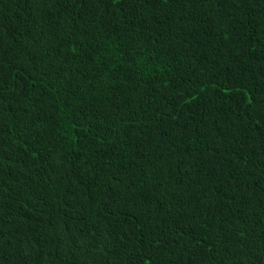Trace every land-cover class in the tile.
<instances>
[{
    "label": "trees",
    "instance_id": "1",
    "mask_svg": "<svg viewBox=\"0 0 264 264\" xmlns=\"http://www.w3.org/2000/svg\"><path fill=\"white\" fill-rule=\"evenodd\" d=\"M0 264H264V0H0Z\"/></svg>",
    "mask_w": 264,
    "mask_h": 264
}]
</instances>
